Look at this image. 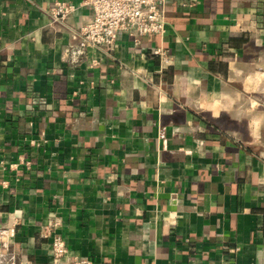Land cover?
<instances>
[{"label": "crops", "instance_id": "1", "mask_svg": "<svg viewBox=\"0 0 264 264\" xmlns=\"http://www.w3.org/2000/svg\"><path fill=\"white\" fill-rule=\"evenodd\" d=\"M83 2L0 0V264H50L51 215L93 264H264V0H166L164 36L74 56Z\"/></svg>", "mask_w": 264, "mask_h": 264}, {"label": "built area", "instance_id": "2", "mask_svg": "<svg viewBox=\"0 0 264 264\" xmlns=\"http://www.w3.org/2000/svg\"><path fill=\"white\" fill-rule=\"evenodd\" d=\"M165 5L166 0H84L82 6L91 9L92 18L78 33V49H71L70 53L81 56L90 48L111 53L122 32H135L141 37L164 36L167 31ZM77 10L70 2L56 1L50 17L54 23L63 24ZM155 54L163 59L162 50H156ZM61 225V218L51 215L43 227L42 235L51 239L50 264H93L91 260L71 254L66 240L58 232ZM17 227L18 224L13 222L0 228V244L4 249L8 250L16 239Z\"/></svg>", "mask_w": 264, "mask_h": 264}]
</instances>
